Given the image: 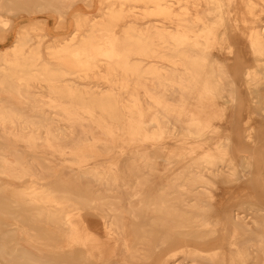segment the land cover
<instances>
[{"label":"bare ground","instance_id":"bare-ground-1","mask_svg":"<svg viewBox=\"0 0 264 264\" xmlns=\"http://www.w3.org/2000/svg\"><path fill=\"white\" fill-rule=\"evenodd\" d=\"M0 44V264H264V0H0Z\"/></svg>","mask_w":264,"mask_h":264},{"label":"rangeland","instance_id":"rangeland-1","mask_svg":"<svg viewBox=\"0 0 264 264\" xmlns=\"http://www.w3.org/2000/svg\"><path fill=\"white\" fill-rule=\"evenodd\" d=\"M66 12L65 18L66 22L71 23L73 21V16L76 14L80 15H92L95 13L93 8H87L83 3H75L69 8ZM35 19H42L44 20V26L41 31L36 32L38 35H45L46 38L43 39V43L41 48L47 47L52 41L53 38L55 37H60V36H66L69 34V26L68 28L66 27L67 25L64 26H58L57 20L54 17H50L47 14H43L41 16H31L27 17V15H20L19 17L16 18V27L24 25L26 22L29 20H35ZM15 32V31H14ZM13 32V33H14ZM13 40V37L8 35V38L6 42L4 43L5 45H9ZM0 44V49H2L5 45ZM1 183V182H0ZM5 223H12L8 218H3L2 219Z\"/></svg>","mask_w":264,"mask_h":264}]
</instances>
